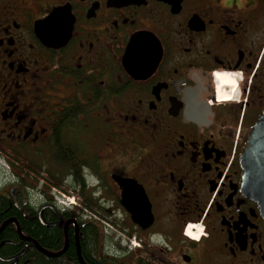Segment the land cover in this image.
<instances>
[{
    "label": "flooded vegetation",
    "instance_id": "af4514ba",
    "mask_svg": "<svg viewBox=\"0 0 264 264\" xmlns=\"http://www.w3.org/2000/svg\"><path fill=\"white\" fill-rule=\"evenodd\" d=\"M263 112L264 0H0V264H264Z\"/></svg>",
    "mask_w": 264,
    "mask_h": 264
},
{
    "label": "water",
    "instance_id": "95a60500",
    "mask_svg": "<svg viewBox=\"0 0 264 264\" xmlns=\"http://www.w3.org/2000/svg\"><path fill=\"white\" fill-rule=\"evenodd\" d=\"M241 163L245 185L264 215V112L250 133Z\"/></svg>",
    "mask_w": 264,
    "mask_h": 264
}]
</instances>
